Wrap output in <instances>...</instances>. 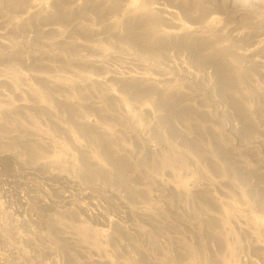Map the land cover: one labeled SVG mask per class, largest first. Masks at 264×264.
Returning <instances> with one entry per match:
<instances>
[{
    "label": "rangeland",
    "instance_id": "1",
    "mask_svg": "<svg viewBox=\"0 0 264 264\" xmlns=\"http://www.w3.org/2000/svg\"><path fill=\"white\" fill-rule=\"evenodd\" d=\"M263 244L264 0H0V264Z\"/></svg>",
    "mask_w": 264,
    "mask_h": 264
},
{
    "label": "bare ground",
    "instance_id": "2",
    "mask_svg": "<svg viewBox=\"0 0 264 264\" xmlns=\"http://www.w3.org/2000/svg\"><path fill=\"white\" fill-rule=\"evenodd\" d=\"M211 20H213V18H211ZM171 32H174V31H171ZM23 94H24V93H23ZM23 99H24V98H23ZM80 235H81L82 238H87V237H86V234L83 233V232H82ZM263 246H264V244H263Z\"/></svg>",
    "mask_w": 264,
    "mask_h": 264
}]
</instances>
